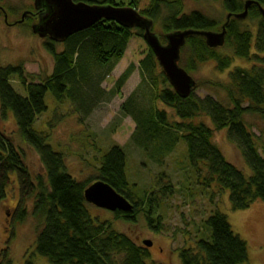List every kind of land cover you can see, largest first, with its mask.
I'll return each mask as SVG.
<instances>
[{
    "label": "trees",
    "instance_id": "16d2710c",
    "mask_svg": "<svg viewBox=\"0 0 264 264\" xmlns=\"http://www.w3.org/2000/svg\"><path fill=\"white\" fill-rule=\"evenodd\" d=\"M91 6L131 8L153 23V32L159 27L161 36L175 32H222L227 25L226 49H210L204 38L189 39L182 49L180 66L190 75L207 63H214L220 73L233 66L235 59L254 63L251 69L235 68L229 74L228 83L197 82L195 92L188 99H181L169 85L156 56L148 47L139 63L141 85L123 104L121 110L136 124L132 142L145 157L162 166L177 149L186 144L190 164L198 167L205 163L208 173L204 185L210 189L216 185L230 193L232 210L244 211L257 201L264 203V148H260L257 136L245 122L246 116L264 120V19L258 6L249 10L246 21L235 16L245 11L247 1H253L264 9V0H223L226 20H214L200 11L184 13V0H149L140 8L139 0H73ZM0 9V17L5 15ZM41 13L26 17L30 26L38 23ZM231 15L228 22L227 17ZM257 21V33L245 24ZM15 22V26L24 25ZM139 29H127L114 22L101 21L91 29L75 34L60 44L49 39L44 49L54 61L52 75L45 79L26 76L24 66L0 65V112L5 120L12 112L23 140L39 155L45 170L44 176L33 179L27 166L25 153L17 147L0 127V204L7 197L11 177L17 175L22 192V205L26 198H34L33 218L38 225L37 252L51 264H162L148 261L150 249L139 246L128 235L112 229L109 222L93 219L85 200V191L97 182L109 185L133 206V212L113 213L117 221L134 223L139 216L153 232L164 230L163 216H157L161 199L173 195V187L161 188V198L156 193L140 191L131 185L127 176L125 149L115 146L99 157V168L94 178L79 182L69 173L66 158L47 143V136L34 130L38 119L48 112L46 96L51 94L59 105L70 103L80 121L87 120L99 105L109 103L134 73L130 66L116 81L112 92L102 88L117 64L124 58L131 40L143 38ZM162 42L163 39H161ZM165 43V42H164ZM163 43V44H164ZM61 46L63 49L58 50ZM260 66V67H259ZM18 77L27 97L18 94L11 86V79ZM28 78L31 80L29 82ZM39 79V82H37ZM212 86L221 89L227 104L218 98L200 99L195 93ZM160 105L173 112L161 110ZM202 118H209L211 129ZM227 131L229 141L235 146L250 168L247 176L228 162L215 144L216 132ZM99 154V153H98ZM201 177V175H200ZM164 182V178L160 183ZM140 191V192H139ZM26 208L20 211L18 220L27 221ZM204 237L195 248L181 249L182 264H245L248 247L236 235L223 214L216 212L203 223ZM26 264H33L27 262Z\"/></svg>",
    "mask_w": 264,
    "mask_h": 264
},
{
    "label": "rangeland",
    "instance_id": "374dc122",
    "mask_svg": "<svg viewBox=\"0 0 264 264\" xmlns=\"http://www.w3.org/2000/svg\"><path fill=\"white\" fill-rule=\"evenodd\" d=\"M139 1L140 8L149 2ZM34 4L35 0H0V9L6 11L5 15L0 17V65L2 67L23 65L26 76L45 79L52 75L54 70V61L43 47L45 41L32 33L28 20L24 25L13 27L25 14L27 16L35 14ZM193 11H200L214 20L224 21L227 16L223 0H184V13L189 14ZM245 25L251 27L256 36L258 22L249 21ZM154 33L160 36V28H155ZM62 49L63 47H58L59 51ZM147 49L148 45L143 38L134 37L131 40L124 58L117 64L110 78L102 84V88L112 92L116 81L132 65L135 66L134 73L121 94L116 95L109 103L99 105L87 120L81 122L70 103L59 105L51 94H48L46 96L48 112L38 119L34 130L47 136V143L53 150L65 156L68 173L79 182L94 178L99 168L97 159L118 146L126 151L127 176L131 185H136L141 192L158 193L157 196L160 198L161 188L168 185L173 187V195H166L161 199V208L157 212V216H163L162 233L153 232L143 216H139L134 223H128L117 221L111 212L94 206L88 207L93 219L109 222L112 229L128 235L139 246L144 247L143 243L146 241L152 242L151 259L148 263L182 264L181 249L195 248L196 243L204 237V221L219 212L227 217L234 233L246 242L249 259L245 264H264L263 202L257 201L244 211L232 210L228 191H221L216 185H212L210 189L203 186V180L208 173L206 164H198V168L202 170L201 174L198 173L190 164L183 141L162 166L148 160L132 142L136 124L130 117L122 114L121 108L141 85L139 63L145 57ZM220 52L231 56V51L226 48ZM253 64L235 59L230 70L220 73L211 62L200 66L197 72L190 75L200 83H228L229 74L235 68L251 69ZM28 80L31 81L29 78ZM11 86L18 94L27 97L18 77L11 79ZM195 96L200 99L218 98L225 104L228 103L225 93L212 86L201 88ZM159 108L173 115V112L163 105ZM199 121H204L211 129L214 128L209 118H202ZM245 122L252 133L260 138L259 147L263 149L264 120L246 116ZM0 127L13 139L17 147L24 151L33 179L36 176H44L45 170L40 157L21 137L12 112L8 113L5 120L0 116ZM214 142L228 162L241 170L247 178L251 177L250 168L229 141L227 131L216 132ZM162 178L164 182L160 183ZM25 200L22 205L20 184L17 175H13L7 188V197L0 204V264H26L29 261L33 264H51L37 252L38 225L33 218L35 200L34 198ZM24 208L28 213L27 221L21 222L18 217Z\"/></svg>",
    "mask_w": 264,
    "mask_h": 264
},
{
    "label": "water",
    "instance_id": "95a60500",
    "mask_svg": "<svg viewBox=\"0 0 264 264\" xmlns=\"http://www.w3.org/2000/svg\"><path fill=\"white\" fill-rule=\"evenodd\" d=\"M253 5L258 6L264 19V9L253 1H247L244 13L235 16V19L246 21ZM34 8L41 15L38 23L31 26L32 33L43 40L49 39L60 44L75 34L91 29L101 21L114 22L127 29L142 30L143 39L156 56L169 85L181 99H188L197 88V82L180 66L182 49L187 41L193 37L204 38L207 46L213 50L222 49L226 44L228 23L220 33L189 30L159 36L153 32V23L131 8L91 6L75 3L73 0H35ZM26 17L25 14L18 24H23ZM227 20H231V15ZM85 200L88 204L111 213L128 214L134 209L129 201L103 182L91 185L85 191ZM143 244L149 249L153 247L152 242L146 241Z\"/></svg>",
    "mask_w": 264,
    "mask_h": 264
}]
</instances>
